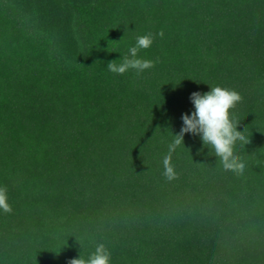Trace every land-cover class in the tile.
Returning <instances> with one entry per match:
<instances>
[{"label": "trees", "instance_id": "1", "mask_svg": "<svg viewBox=\"0 0 264 264\" xmlns=\"http://www.w3.org/2000/svg\"><path fill=\"white\" fill-rule=\"evenodd\" d=\"M151 71H108L137 35ZM236 90L225 171L200 136L162 158L192 93ZM0 264H264V0H0Z\"/></svg>", "mask_w": 264, "mask_h": 264}, {"label": "clouds", "instance_id": "2", "mask_svg": "<svg viewBox=\"0 0 264 264\" xmlns=\"http://www.w3.org/2000/svg\"><path fill=\"white\" fill-rule=\"evenodd\" d=\"M157 37L163 39L164 32L161 30L156 34L137 35L134 44L128 48L122 60L108 63V71L120 76L129 72L139 76L154 69L156 61L144 58L140 53L150 49ZM190 100L195 111L190 116L188 114L182 116L183 127L180 133L174 136L162 158V174L165 179L169 182L178 179L172 157L177 147L184 144L185 134L200 136L204 146L218 158L219 165L225 171L243 175L246 163L236 154V145L247 144L249 139L246 130L243 133L237 130L239 120L234 115L235 108L242 103L243 97L234 89L215 86L208 93H192ZM0 211L12 212L7 186H0ZM69 264H111V252L104 243H98L94 252L87 258L80 255L79 258L70 260Z\"/></svg>", "mask_w": 264, "mask_h": 264}]
</instances>
